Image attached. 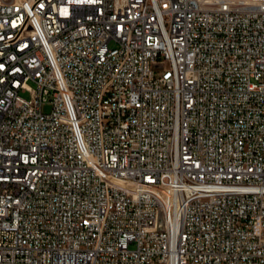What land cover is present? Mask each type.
I'll return each instance as SVG.
<instances>
[{
	"label": "built area",
	"instance_id": "2783aa9c",
	"mask_svg": "<svg viewBox=\"0 0 264 264\" xmlns=\"http://www.w3.org/2000/svg\"><path fill=\"white\" fill-rule=\"evenodd\" d=\"M0 264H264V0H0Z\"/></svg>",
	"mask_w": 264,
	"mask_h": 264
},
{
	"label": "bare ground",
	"instance_id": "6f19581e",
	"mask_svg": "<svg viewBox=\"0 0 264 264\" xmlns=\"http://www.w3.org/2000/svg\"><path fill=\"white\" fill-rule=\"evenodd\" d=\"M191 198H199L198 189H191Z\"/></svg>",
	"mask_w": 264,
	"mask_h": 264
},
{
	"label": "rangeland",
	"instance_id": "374dc122",
	"mask_svg": "<svg viewBox=\"0 0 264 264\" xmlns=\"http://www.w3.org/2000/svg\"><path fill=\"white\" fill-rule=\"evenodd\" d=\"M24 96H26V97H29V93H25V94H23Z\"/></svg>",
	"mask_w": 264,
	"mask_h": 264
}]
</instances>
